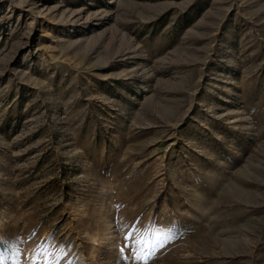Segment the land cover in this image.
<instances>
[{"label":"rangeland","instance_id":"1","mask_svg":"<svg viewBox=\"0 0 264 264\" xmlns=\"http://www.w3.org/2000/svg\"><path fill=\"white\" fill-rule=\"evenodd\" d=\"M46 257L264 264V0H0V259Z\"/></svg>","mask_w":264,"mask_h":264},{"label":"snow or ice","instance_id":"2","mask_svg":"<svg viewBox=\"0 0 264 264\" xmlns=\"http://www.w3.org/2000/svg\"><path fill=\"white\" fill-rule=\"evenodd\" d=\"M134 236H135V232H129L128 233V235L125 237L126 246H127V242ZM168 239H170V237H168ZM142 242H143V237H141L140 239L132 240L133 248H135L137 245H140ZM121 251H123V249H121ZM0 264H3L2 259H0ZM43 264H50V261L48 260L47 257L44 259ZM57 264H58V262H57Z\"/></svg>","mask_w":264,"mask_h":264}]
</instances>
